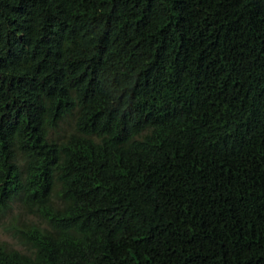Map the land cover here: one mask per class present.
I'll return each mask as SVG.
<instances>
[{
	"label": "trees",
	"instance_id": "16d2710c",
	"mask_svg": "<svg viewBox=\"0 0 264 264\" xmlns=\"http://www.w3.org/2000/svg\"><path fill=\"white\" fill-rule=\"evenodd\" d=\"M0 264H264V0H0Z\"/></svg>",
	"mask_w": 264,
	"mask_h": 264
},
{
	"label": "rangeland",
	"instance_id": "374dc122",
	"mask_svg": "<svg viewBox=\"0 0 264 264\" xmlns=\"http://www.w3.org/2000/svg\"><path fill=\"white\" fill-rule=\"evenodd\" d=\"M9 214L6 215V218H2L0 216V242L5 243L9 248L15 249V250H23L22 246L19 245L10 235L5 233L1 228V223L3 220H8Z\"/></svg>",
	"mask_w": 264,
	"mask_h": 264
}]
</instances>
